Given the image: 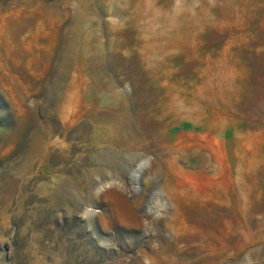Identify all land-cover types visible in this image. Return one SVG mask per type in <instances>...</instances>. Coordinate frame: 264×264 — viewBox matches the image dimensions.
<instances>
[{"label": "rangeland", "instance_id": "1", "mask_svg": "<svg viewBox=\"0 0 264 264\" xmlns=\"http://www.w3.org/2000/svg\"><path fill=\"white\" fill-rule=\"evenodd\" d=\"M184 262L264 264V0H0V264Z\"/></svg>", "mask_w": 264, "mask_h": 264}, {"label": "bare ground", "instance_id": "2", "mask_svg": "<svg viewBox=\"0 0 264 264\" xmlns=\"http://www.w3.org/2000/svg\"><path fill=\"white\" fill-rule=\"evenodd\" d=\"M220 142V141H219ZM221 146V144L219 145ZM223 146V145H222ZM219 152V151H217ZM220 156V155H219ZM221 157V156H220ZM221 162L223 163V160H221ZM224 164V163H223ZM227 166V165H226ZM225 170V169H224ZM135 173H139V169H135L134 170ZM179 174L184 178L183 179V183H179L180 184V187L181 188H185V189H188V188H195V189H198L200 186H201V183H205L206 182V178H208V174L206 173H199V172H196V173H193V172H189V171H185L183 169H179ZM226 172V171H225ZM224 173V172H223ZM122 177L125 176L124 174V171L122 170L121 171V174ZM227 175V174H226ZM223 179V178H222ZM223 181V180H222ZM225 182V181H224ZM176 186V183L169 181V188L173 189L174 187ZM258 229V228H257ZM256 230V229H255ZM253 234V233H252ZM254 235V234H253ZM248 237V236H246ZM259 242V241H258ZM261 242V241H260ZM158 245V244H157ZM253 245V244H252ZM161 246L157 247L156 248V251L159 252L161 249H160ZM193 258V257H192ZM185 263V262H184ZM185 264H188L187 262Z\"/></svg>", "mask_w": 264, "mask_h": 264}]
</instances>
